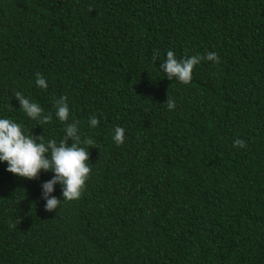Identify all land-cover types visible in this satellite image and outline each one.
Instances as JSON below:
<instances>
[{
  "label": "trees",
  "instance_id": "1",
  "mask_svg": "<svg viewBox=\"0 0 264 264\" xmlns=\"http://www.w3.org/2000/svg\"><path fill=\"white\" fill-rule=\"evenodd\" d=\"M168 50L220 63L184 85L159 69ZM16 91L52 119L27 118ZM61 95L95 141L85 191L45 211L52 173L0 164V264H264V0H0V117L59 141Z\"/></svg>",
  "mask_w": 264,
  "mask_h": 264
},
{
  "label": "clouds",
  "instance_id": "2",
  "mask_svg": "<svg viewBox=\"0 0 264 264\" xmlns=\"http://www.w3.org/2000/svg\"><path fill=\"white\" fill-rule=\"evenodd\" d=\"M159 51L153 53V60L159 58ZM208 61L219 64L220 58L216 52L199 53L187 57L177 58L172 50H168L165 59L159 64L160 71L169 80H175L187 85L193 77L194 69L202 62ZM35 85L40 89H47L48 84L45 77L37 73ZM14 98L27 118L37 124L47 123L52 117L44 114V109L39 103L25 97L16 91ZM166 105L168 111L176 107L173 98L167 97ZM55 117L64 124V136L57 141L48 139L45 141L41 136L33 137L22 125L11 118L0 117V164H5V171L13 176L33 180L38 178L42 172H51L52 176L40 185L41 199L44 200L45 211L56 210L61 201L69 202L81 198L85 191V185L92 171L89 162L88 149L95 141L88 137L81 139L78 122L71 119L70 107L67 97L61 95L54 102ZM100 121L95 115L88 118V126L95 129ZM112 142L116 146L125 143V129L115 126L111 134ZM71 141L69 145L67 141ZM233 148L246 149L247 145L243 139H235ZM61 188V198L52 195L54 186Z\"/></svg>",
  "mask_w": 264,
  "mask_h": 264
}]
</instances>
